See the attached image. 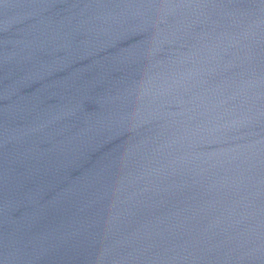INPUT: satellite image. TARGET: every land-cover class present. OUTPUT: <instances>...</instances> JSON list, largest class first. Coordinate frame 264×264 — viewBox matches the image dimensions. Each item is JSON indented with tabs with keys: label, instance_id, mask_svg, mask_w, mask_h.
<instances>
[{
	"label": "water",
	"instance_id": "1",
	"mask_svg": "<svg viewBox=\"0 0 264 264\" xmlns=\"http://www.w3.org/2000/svg\"><path fill=\"white\" fill-rule=\"evenodd\" d=\"M0 264H264V0H0Z\"/></svg>",
	"mask_w": 264,
	"mask_h": 264
}]
</instances>
